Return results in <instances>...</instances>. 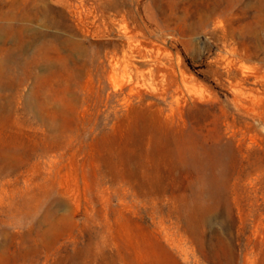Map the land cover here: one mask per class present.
<instances>
[{
    "label": "rangeland",
    "instance_id": "obj_1",
    "mask_svg": "<svg viewBox=\"0 0 264 264\" xmlns=\"http://www.w3.org/2000/svg\"><path fill=\"white\" fill-rule=\"evenodd\" d=\"M0 264H264V0H0Z\"/></svg>",
    "mask_w": 264,
    "mask_h": 264
}]
</instances>
